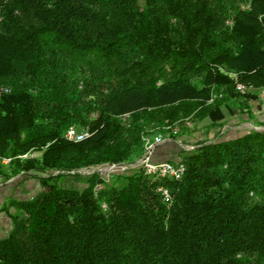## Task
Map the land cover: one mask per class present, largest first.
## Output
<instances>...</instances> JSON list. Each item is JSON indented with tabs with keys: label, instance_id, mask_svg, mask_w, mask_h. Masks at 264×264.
<instances>
[{
	"label": "trees",
	"instance_id": "obj_1",
	"mask_svg": "<svg viewBox=\"0 0 264 264\" xmlns=\"http://www.w3.org/2000/svg\"><path fill=\"white\" fill-rule=\"evenodd\" d=\"M230 73L264 83V0H0V174L41 185L0 264H264V127L201 137L179 178L71 173L134 162L181 101L237 96Z\"/></svg>",
	"mask_w": 264,
	"mask_h": 264
},
{
	"label": "rangeland",
	"instance_id": "obj_2",
	"mask_svg": "<svg viewBox=\"0 0 264 264\" xmlns=\"http://www.w3.org/2000/svg\"><path fill=\"white\" fill-rule=\"evenodd\" d=\"M230 74L233 76L234 82L238 81L244 85V89L237 93V96L230 98L227 94L220 95V92L216 90V86H211L209 87L210 95L208 97L202 99L199 96H193L181 101L182 110H178L174 118L161 123L157 126V129L147 134L151 138L156 135L162 138L161 143L154 144L151 147L152 150L156 148L157 150L160 148L166 149L168 151L166 155H169L167 161L176 162L179 160L180 154L191 148L196 140L201 137L212 138L224 135L228 129L227 125L239 124L240 116H247L249 120L252 118L256 120L258 117L254 115L252 110L259 108L261 103L264 102V83L257 84L245 79L239 81L234 73ZM32 152L37 153L34 149H31L19 156L24 158ZM0 164V169L4 170L6 165L1 162ZM81 168H79V171L82 170ZM72 172L78 171L72 170ZM30 179L32 183L36 182L35 178ZM61 183L78 188L83 186L82 182L74 179H63ZM23 188H26L25 183Z\"/></svg>",
	"mask_w": 264,
	"mask_h": 264
},
{
	"label": "crops",
	"instance_id": "obj_3",
	"mask_svg": "<svg viewBox=\"0 0 264 264\" xmlns=\"http://www.w3.org/2000/svg\"><path fill=\"white\" fill-rule=\"evenodd\" d=\"M252 111L258 117L256 120L240 116L239 124L227 125L228 129L224 136L238 135L251 128L264 127V102L259 108H254ZM261 123H263L262 126H260ZM167 152L166 149L157 150L156 148L150 152L149 158L152 161H165L169 159V155H166ZM30 178L34 177H30L28 174H17L6 178L0 174V238L6 236L11 228L10 215L16 211L14 202L31 198L41 190L39 181L35 178L36 182L32 183ZM24 183L26 188H23Z\"/></svg>",
	"mask_w": 264,
	"mask_h": 264
},
{
	"label": "built area",
	"instance_id": "obj_4",
	"mask_svg": "<svg viewBox=\"0 0 264 264\" xmlns=\"http://www.w3.org/2000/svg\"><path fill=\"white\" fill-rule=\"evenodd\" d=\"M244 89V85L241 83L236 84V90L242 91ZM7 87H0V94L4 92H8ZM65 136L71 140H80L85 136V132L77 131L74 126H69L65 132ZM161 136L154 137H145L144 138V152L143 154L137 158L132 163H103L95 166L82 167L81 171L77 169L78 172L83 173H92L97 172L100 174L102 181H108L112 174H122L128 173L132 168L142 167L144 172L149 175H159V176H170L173 178H179L183 174L184 165L180 162H171V161H152L149 158V154L152 151V146L154 144L161 143ZM9 158L0 157V162L7 164ZM84 170V171H83ZM89 172H88V171ZM87 171V172H86ZM102 186L101 182L97 183L95 189L98 190ZM161 192L166 200L169 198V192L167 188L161 187Z\"/></svg>",
	"mask_w": 264,
	"mask_h": 264
}]
</instances>
